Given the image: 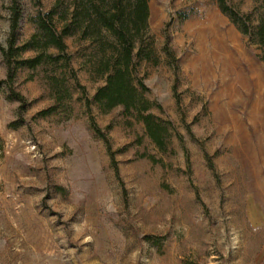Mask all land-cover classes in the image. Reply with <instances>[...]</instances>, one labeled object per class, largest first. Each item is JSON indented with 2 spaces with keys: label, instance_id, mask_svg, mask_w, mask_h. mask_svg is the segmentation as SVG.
<instances>
[{
  "label": "rangeland",
  "instance_id": "374dc122",
  "mask_svg": "<svg viewBox=\"0 0 264 264\" xmlns=\"http://www.w3.org/2000/svg\"><path fill=\"white\" fill-rule=\"evenodd\" d=\"M225 1L252 22L264 12V0ZM89 5L0 0V264H264L260 51L218 0L148 1L136 48L150 59L137 71L160 106L162 152L142 123L94 103L103 80L92 73L98 47L81 39L88 17L65 39L86 95L68 79L70 98L55 103L45 78L60 67L45 75L3 56L14 7L20 48L38 34L39 8L60 30L62 15L71 23Z\"/></svg>",
  "mask_w": 264,
  "mask_h": 264
},
{
  "label": "trees",
  "instance_id": "16d2710c",
  "mask_svg": "<svg viewBox=\"0 0 264 264\" xmlns=\"http://www.w3.org/2000/svg\"><path fill=\"white\" fill-rule=\"evenodd\" d=\"M149 0H89L90 5L76 6L72 14V22H68L64 15L62 29L58 30L53 21L55 11L43 12L39 8L33 23L38 34L28 42L17 48L15 46L16 30L19 27L21 13L13 8L10 36L6 48L2 49L3 56L8 64L13 59L17 67L28 68L31 71L45 72L46 67L58 66L61 74H50L48 80L51 98L55 103H61L70 98V92L65 85L68 79L86 95L85 87L81 86L72 66L71 55L65 42L67 37L74 35V28L78 26L79 17H88V30L81 33V39H88L98 47V53L92 64V73L103 80V85L96 90L94 103L103 114L120 108L126 117L142 123L145 133L152 143L162 152L167 149L165 143V129L161 120L153 113V109H160L154 101H150L146 94L148 88L137 71L140 60H149L150 54L142 55V49L136 48L143 33L148 30ZM15 2V0H13ZM221 12L228 17L238 32L249 39L252 45L260 51L259 60L264 62V12L259 14L255 22L249 15H240L227 6L225 0H218ZM92 28V31L89 29ZM110 39L111 41H109ZM31 50L34 55L30 58L18 59V55ZM164 51L170 55L166 46ZM14 97L23 103L20 94ZM87 106L89 100H86ZM92 128L107 143V140L92 120ZM108 150L109 147H108ZM112 161L113 156H112Z\"/></svg>",
  "mask_w": 264,
  "mask_h": 264
}]
</instances>
